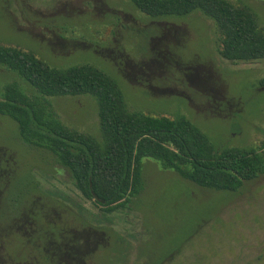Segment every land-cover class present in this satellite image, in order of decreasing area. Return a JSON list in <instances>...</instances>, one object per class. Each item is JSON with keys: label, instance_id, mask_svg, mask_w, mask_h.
I'll return each mask as SVG.
<instances>
[{"label": "rangeland", "instance_id": "1", "mask_svg": "<svg viewBox=\"0 0 264 264\" xmlns=\"http://www.w3.org/2000/svg\"><path fill=\"white\" fill-rule=\"evenodd\" d=\"M226 1L264 29V0ZM0 45L57 69L92 66L130 112L183 116L214 149L263 140L264 59H222L199 12L150 18L130 0H0ZM8 83L35 94L0 67V91ZM48 100L64 126L99 138L91 97ZM141 182L125 207L103 213L0 116V264H54L48 255L57 264H264V174L237 192L214 191L142 159Z\"/></svg>", "mask_w": 264, "mask_h": 264}, {"label": "trees", "instance_id": "2", "mask_svg": "<svg viewBox=\"0 0 264 264\" xmlns=\"http://www.w3.org/2000/svg\"><path fill=\"white\" fill-rule=\"evenodd\" d=\"M130 2L150 18L199 12L215 26L222 59H264V29L245 6H233L226 0ZM0 67L35 93L29 96L17 84H5L0 91V116L16 124L22 143L50 154L79 194L103 213L125 207L139 194L142 159H150L160 170L172 171L183 180L214 191L237 192L244 183L264 174V129L257 149L217 150L183 116L130 112L116 83L92 66L57 69L29 52L0 45ZM74 96L94 100L98 139L64 126L48 100ZM48 258L58 263L54 256Z\"/></svg>", "mask_w": 264, "mask_h": 264}, {"label": "flooded vegetation", "instance_id": "3", "mask_svg": "<svg viewBox=\"0 0 264 264\" xmlns=\"http://www.w3.org/2000/svg\"><path fill=\"white\" fill-rule=\"evenodd\" d=\"M38 264V263H37ZM41 264H43V263H41Z\"/></svg>", "mask_w": 264, "mask_h": 264}]
</instances>
